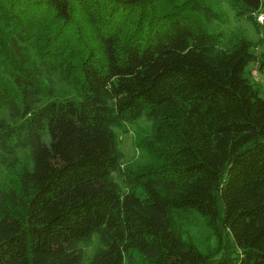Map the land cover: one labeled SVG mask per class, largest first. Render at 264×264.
I'll list each match as a JSON object with an SVG mask.
<instances>
[{
	"label": "trees",
	"instance_id": "16d2710c",
	"mask_svg": "<svg viewBox=\"0 0 264 264\" xmlns=\"http://www.w3.org/2000/svg\"><path fill=\"white\" fill-rule=\"evenodd\" d=\"M230 4L258 27L264 0ZM202 10L220 17L203 0H0V109L20 118L0 119V264H81L94 234L88 264H264V96L245 71L264 77V43L223 47ZM142 116L150 160L123 165L112 130ZM193 211L219 241L205 253L183 238Z\"/></svg>",
	"mask_w": 264,
	"mask_h": 264
},
{
	"label": "rangeland",
	"instance_id": "374dc122",
	"mask_svg": "<svg viewBox=\"0 0 264 264\" xmlns=\"http://www.w3.org/2000/svg\"><path fill=\"white\" fill-rule=\"evenodd\" d=\"M205 5L211 6L215 12L220 14V17L212 16L211 14H206L204 10L199 11V22L202 25V28L206 32H217L221 33L219 35L220 45L230 46L234 41L235 37L238 35H244L249 40H253L255 49L260 52L262 50L261 44L264 43V24H259L258 27L255 24L245 19L244 17H235V11L230 4V0H203ZM261 11H264V8L261 7ZM264 13V12H260ZM248 78L251 82H255L254 85H257L260 89L261 96H264V77L257 71L256 64L254 61L250 62L246 70ZM49 80L53 86L54 91L52 92L55 98H62L68 96L75 98L77 95L76 88L72 84L67 83L64 79H60L59 72H50ZM45 100V99H42ZM0 119L5 122L18 123L20 118H13L10 115L8 109H0ZM153 125L150 119L147 117H140L129 123L116 126L112 130L117 137V146L123 152L122 163L126 166H136L137 164H146L150 158L148 153L141 150L137 145V140L140 137H145L152 133ZM16 154L18 157L23 158L28 156L29 149L26 147L16 149ZM6 170L4 166L0 167V181L6 183L5 173ZM115 179L121 183L122 179L117 174L114 175ZM6 178V179H5ZM204 219L196 211L190 212L187 214L186 218L181 222L184 230L187 229L188 232L183 233L184 239H189L192 241L197 249L200 252L205 253L207 249H214L218 246L219 241L216 238V234L211 233V228L204 224ZM92 241L88 246H85L84 254L82 255V263L88 264L91 255L95 251V248L100 245L96 234L93 235ZM225 240H227L225 238ZM225 242V241H224ZM229 245H233V242L229 238Z\"/></svg>",
	"mask_w": 264,
	"mask_h": 264
},
{
	"label": "built area",
	"instance_id": "2783aa9c",
	"mask_svg": "<svg viewBox=\"0 0 264 264\" xmlns=\"http://www.w3.org/2000/svg\"><path fill=\"white\" fill-rule=\"evenodd\" d=\"M255 16L259 24H264V13H258Z\"/></svg>",
	"mask_w": 264,
	"mask_h": 264
}]
</instances>
